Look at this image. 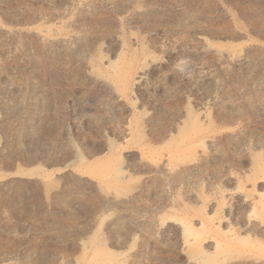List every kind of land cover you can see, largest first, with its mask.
I'll list each match as a JSON object with an SVG mask.
<instances>
[{"label":"rangeland","instance_id":"obj_1","mask_svg":"<svg viewBox=\"0 0 264 264\" xmlns=\"http://www.w3.org/2000/svg\"><path fill=\"white\" fill-rule=\"evenodd\" d=\"M0 264H264V0H0Z\"/></svg>","mask_w":264,"mask_h":264},{"label":"water","instance_id":"obj_2","mask_svg":"<svg viewBox=\"0 0 264 264\" xmlns=\"http://www.w3.org/2000/svg\"><path fill=\"white\" fill-rule=\"evenodd\" d=\"M31 166H33V164H28L27 168H30ZM11 170L13 171L14 169H11Z\"/></svg>","mask_w":264,"mask_h":264}]
</instances>
